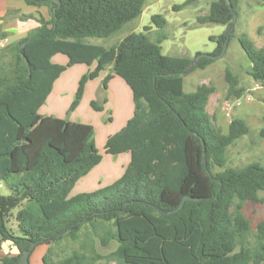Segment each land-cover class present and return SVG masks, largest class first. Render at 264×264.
Segmentation results:
<instances>
[{
	"label": "trees",
	"instance_id": "obj_1",
	"mask_svg": "<svg viewBox=\"0 0 264 264\" xmlns=\"http://www.w3.org/2000/svg\"><path fill=\"white\" fill-rule=\"evenodd\" d=\"M146 1L24 0L46 7L49 18H39V26L25 38L0 48V187L8 193H0V249L9 242L17 251L0 258V264H18L30 243L47 245L43 264H264V221L252 229L243 215L245 203L264 204V164L228 167L227 149L249 133L246 121L233 118L222 132L206 109L215 88L200 84L184 91L189 72H181L201 52L164 55L167 21L162 14L152 15L142 32L128 33L114 45L87 41L121 31L141 16ZM229 1L237 17L240 0ZM232 17L224 0H211L208 13L195 21L227 27ZM153 27L155 39L149 36ZM257 31L264 32V25ZM234 37V30L209 36L215 43L209 54H219L226 41L228 49ZM237 41L250 63L248 76L264 90V45L256 47L246 35ZM56 55L67 63H53ZM213 61L201 58L190 72ZM73 65L94 68L80 77L67 113L79 105L86 83L107 69L103 89L119 77L133 102L132 116L103 147L106 155H129L122 175L77 194H72L75 184L103 158L94 129L39 113L55 80ZM223 77L225 98H241L245 88L238 78L228 70ZM90 107L103 111L95 101ZM184 197L199 200L164 213L176 210ZM14 210L15 232L8 226ZM96 239L101 247L112 242L115 247L101 254ZM65 240L78 247L69 254L55 252Z\"/></svg>",
	"mask_w": 264,
	"mask_h": 264
},
{
	"label": "rangeland",
	"instance_id": "obj_2",
	"mask_svg": "<svg viewBox=\"0 0 264 264\" xmlns=\"http://www.w3.org/2000/svg\"><path fill=\"white\" fill-rule=\"evenodd\" d=\"M186 0H147L141 16L131 23H128L124 28L115 35L106 38H89L88 42L101 45L111 46L120 41L125 35L131 32H142L143 27L150 24V17L154 14H162L167 25L163 32L167 39L161 43L162 53L169 56H188L193 57L196 52L210 53L215 48V43L209 41V36H218L226 27L217 24H206L199 26L195 19L198 16H203L208 13V7L211 0H196L193 4L180 11H173L172 6L183 3ZM264 25V0H240L238 7V16L234 26L235 37L231 39L226 54L221 58L214 60L205 69H196L189 72L183 79V89L186 93L193 92L200 84L212 85L215 88L214 93L210 96L207 104V112L212 117L214 124L222 131L226 132L228 124L233 118L244 119L249 127V133L228 147L227 166L232 168L243 167L247 164L257 162L264 164V90L259 86V83L248 76L249 61L241 49L237 36L246 35L256 47L264 45V32H258L257 28ZM157 30L153 27L149 32L151 39H155ZM61 56H56L52 62L59 61ZM228 70L233 76L237 77L240 86L245 88L243 96H248L249 100H245L240 106H235V100L225 98L227 84L224 81V71ZM103 91V89H101ZM100 91V92H102ZM103 93V92H102ZM71 92L62 101L58 100L57 109L62 117L70 121L89 123L94 126L95 144L103 156L102 164L94 171L97 172L98 179H103L105 184L112 183L119 178L125 166L129 161V155L126 153L111 156L103 152L102 138L106 133L113 134L117 131L118 121H107L108 114L112 116L111 108H105L100 103L102 95L98 98V103L103 107V111L96 112L91 109L87 99L79 106V109L74 112L68 111L69 101L73 99ZM104 99V98H103ZM68 102V104H67ZM97 102V101H96ZM47 105H45L46 107ZM230 109L229 116H226V109ZM44 109L42 110V113ZM57 115V114H55ZM54 115V116H55ZM109 164L111 166H109ZM115 168L114 176L107 171ZM93 175L91 176H94ZM107 175V176H106ZM90 175H86L87 178ZM84 178V177H83ZM81 179L77 184H81L84 179ZM84 184V183H83ZM81 187L84 189H81ZM77 191H90L92 188H87L78 185L74 191L75 194L83 193ZM2 195H7L5 188H0ZM74 194V193H73ZM263 196V193H259ZM12 212V217L8 222V226L15 232V221ZM243 215L249 221L252 229L256 225L264 221V204L263 203H245L243 207ZM95 249L101 254L109 253L114 249L115 243L112 242L107 247H101L97 239L95 240ZM77 243H71L69 240L62 242L60 246L55 247V252L63 249L64 254H69L71 249L77 248ZM36 248L34 254L38 252ZM61 256L62 254L59 253ZM53 260H57L53 257Z\"/></svg>",
	"mask_w": 264,
	"mask_h": 264
},
{
	"label": "crops",
	"instance_id": "obj_3",
	"mask_svg": "<svg viewBox=\"0 0 264 264\" xmlns=\"http://www.w3.org/2000/svg\"><path fill=\"white\" fill-rule=\"evenodd\" d=\"M39 18H43L45 20L49 18V13L46 7L28 6L25 4L24 0H0V48L6 47L14 42H17L25 38L31 31H33L39 26L38 23ZM56 56H61L63 58H61L59 61L54 62L55 64L65 65L67 63V58L65 56L63 55H56ZM56 56H54L53 58H55ZM93 68L94 65L91 66L73 65L67 68L53 83L52 91L48 95L45 104L40 108L39 113L42 116H53L60 119H64L61 113H59L60 112L59 109L55 108L58 105V100L60 99L62 101V98L66 97L69 92H71V95L73 94L74 96L80 77L83 74L87 73L88 71L92 70ZM107 74H109L108 69L104 72H101L96 79L88 81L86 83L82 99L74 111H77L79 109V106L85 101V99H87L89 105L91 101H95V102L97 101L96 103H98V98L96 99V97H98L101 94L102 99H100L101 100L100 103L103 104L105 108L109 107L113 111L112 116L108 114L107 121L113 123L114 119H117L118 121L117 128H119L117 129V131H119L133 114L132 95L130 89L125 84V82L116 76H114L112 79L108 81L107 89H103L102 80ZM101 89H103V91ZM100 91H102L103 93ZM103 98L106 99L105 102H103ZM71 102L72 99L71 101H69V105ZM45 105L47 106L45 107ZM43 109L44 112L42 113ZM108 118H110V120H108ZM79 123H83V122H79ZM91 126L94 129V126L93 125ZM109 135L111 134L106 133L103 136L102 143L100 145L103 146L105 140ZM94 138H95V130H94ZM102 162H103V158L100 164H98L88 173V175L90 176H88L87 178L84 177L83 178L84 180L81 182V184H77L78 182L81 181L80 179L75 184L72 191H74L78 185L80 186L83 185V187H87L88 189L92 188V190H90L89 192L104 187L106 185H109L110 183L105 184L103 179L97 178L101 175H99L97 172L94 173V171L102 164ZM109 166L111 165L109 164ZM109 172H111L110 173L111 175H109L110 177L112 175L114 176L115 168H113L111 171H107V173ZM93 173L94 176H91L93 175ZM81 189L83 188L81 187ZM77 192H86V191L76 190V193ZM73 193L75 194V192H72V194ZM36 248H38L39 251L34 254ZM36 248L30 254L28 259V264H43L42 257L44 256L47 250V245H39L36 246ZM16 254H17L16 248L11 243L9 242L2 243L0 249V258L12 257L15 256Z\"/></svg>",
	"mask_w": 264,
	"mask_h": 264
},
{
	"label": "water",
	"instance_id": "obj_4",
	"mask_svg": "<svg viewBox=\"0 0 264 264\" xmlns=\"http://www.w3.org/2000/svg\"><path fill=\"white\" fill-rule=\"evenodd\" d=\"M224 1H225L226 5L228 6V8L231 10V12L233 14V17H232V20H231L230 24L226 27V32L230 34L234 30V26H235V22H236V11L231 6L229 0H224ZM56 3H59V1H56ZM22 47H23V45L20 46V48H22ZM226 49H227V41L223 45V48H222L221 52L219 54H217V55H211L209 53H200V54L194 56L191 64L189 65V67L185 71L181 72V75H186L188 72H190L191 69L193 68V66H195V64L201 58H208L210 60H216V59L221 58L225 54ZM25 62H26V65L28 66V62L26 61V59H25ZM186 200H199V199H190L189 197H184L182 199L180 205L178 206V208L176 210H174V211H166L164 213L165 214H171L173 212L178 211L179 209H181V207L183 206V204H184V202ZM0 238H1V235H0ZM35 246H36L35 243H30L29 248L27 250L23 251V253L20 255V257L18 259V264H28L29 256H30L31 252L33 251V249L35 248Z\"/></svg>",
	"mask_w": 264,
	"mask_h": 264
},
{
	"label": "built area",
	"instance_id": "obj_5",
	"mask_svg": "<svg viewBox=\"0 0 264 264\" xmlns=\"http://www.w3.org/2000/svg\"><path fill=\"white\" fill-rule=\"evenodd\" d=\"M1 47H2V45H1ZM245 100H249V97L246 95V96H243V97H241V98H239V99H236L235 100V106H240L241 105V103L243 102V101H245ZM230 109L228 108V109H226V116H229V114H230Z\"/></svg>",
	"mask_w": 264,
	"mask_h": 264
}]
</instances>
